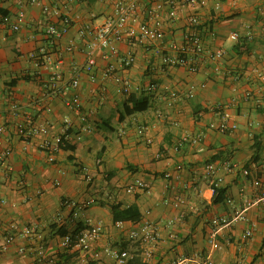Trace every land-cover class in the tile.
Segmentation results:
<instances>
[{
  "label": "crops",
  "instance_id": "0c3cea01",
  "mask_svg": "<svg viewBox=\"0 0 264 264\" xmlns=\"http://www.w3.org/2000/svg\"><path fill=\"white\" fill-rule=\"evenodd\" d=\"M120 1L126 0H0V153L11 151L0 170V264H38L41 254L55 264H113L107 248L138 255L142 264H264V185L255 188L242 174L249 170L264 181V0H208L204 7H177L175 20L169 18L170 0H163L157 15L151 0H137V22L162 29L164 40L120 43L114 56L97 51L91 81L81 69L93 33ZM193 14L200 17L205 48L196 74L163 65L171 43L184 42ZM64 17L71 20L67 34L49 38L48 26ZM233 33L237 41L230 40ZM219 49L224 57L212 61L209 55ZM129 55L135 62L125 67ZM111 65L128 82V93L105 75ZM172 92L180 98L170 100ZM74 94L79 111L66 107ZM130 95L148 109L121 117ZM225 119L236 129L219 131ZM29 123L46 127L48 136L25 143L18 127ZM58 137L74 152L59 149L51 162L42 144ZM197 137L196 145L184 141ZM227 161L238 170L227 173ZM208 163L217 167L219 188L231 203L213 204L204 178ZM136 181L147 188L127 193ZM112 205L138 207L141 220L122 222L126 232L145 221L157 229L150 261L144 263L140 243L121 241ZM236 212L246 219L236 221ZM215 218L228 222L216 236L219 249L208 242ZM88 221L103 228L92 247L98 261L60 247L63 233L84 230ZM247 231L252 237L245 239ZM9 236L14 241L4 249Z\"/></svg>",
  "mask_w": 264,
  "mask_h": 264
},
{
  "label": "built area",
  "instance_id": "2783aa9c",
  "mask_svg": "<svg viewBox=\"0 0 264 264\" xmlns=\"http://www.w3.org/2000/svg\"><path fill=\"white\" fill-rule=\"evenodd\" d=\"M40 0H33V2H38ZM208 0H170V12L169 18L171 20H175L177 17L176 8H186V7H195L200 6L204 7L207 4ZM151 3L154 7V12H160L163 9L164 1L163 0H151ZM47 12V9H44ZM137 10V0H126L120 1L117 4V10L115 15L112 18L107 19L97 27L93 33L92 41L90 43L89 50L87 52L86 63L81 69V72L87 73L91 79L94 80L93 70L96 66L95 53L100 50H106L110 55H117L118 49L117 45L120 43H126L129 46H149L155 42H161L165 38V33L162 29L151 27L144 23H138L135 18V13ZM5 22H8V19H4ZM201 25L200 17L197 14H193L188 17V28L186 29L183 35V43L178 45L175 43H171L170 49L172 54L165 55L163 57V65L167 67H179L186 69L191 74H196L198 72L199 64L202 62L203 53L205 51L202 37L199 33V27ZM71 26V20L68 17H64L61 19V24H50L47 28L46 34L51 39H60L62 38ZM19 27L17 25H13V30L17 31ZM231 41L238 40V34L233 33L229 36ZM225 53L223 50L219 49L212 52L209 55V58L212 61L221 60L224 57ZM32 57H36L32 55ZM135 62V58L132 55H129L124 61L123 64L125 67H130ZM116 69L113 65L109 66L106 70V76H113L116 84L120 86L121 91L124 93H128L129 84L123 78L115 75ZM59 76L56 75V78ZM264 82V78L262 79ZM70 87L72 90L77 91L79 88V79L76 76L70 83ZM155 87H151L149 90H154ZM170 100L176 101L180 98V96L172 92L170 94ZM188 98L193 97V92L190 91ZM260 104V103H258ZM66 107L73 111H79L81 107V102L79 96L74 94V96L66 102ZM227 117V116H226ZM225 117V118H226ZM236 127L234 125L230 126L227 120H223L219 126L218 130L221 132H227L230 130H235ZM3 132V130H1ZM48 129L46 127L34 126L29 123L27 126H19L18 134L21 139L28 143L33 138L39 136H48ZM64 139L61 137L55 138L54 143L51 144L49 141H45L42 144L44 149L49 150V154L51 155L50 161H53V155L59 150L60 144ZM190 144L196 145L199 143L200 138H193L190 141L184 140ZM11 154L10 150H3L0 153V170L6 167L7 160ZM223 168L227 173H232L238 170V165L232 162H225L223 164ZM262 173L264 174V165L260 167ZM177 170H182L181 166L177 167ZM242 174L245 177H250V183L255 188H261L264 185V181L259 178V176H252L249 170H242ZM204 178L209 182L212 194L214 195L215 190L218 189L222 184V178L217 175V167L213 163H208L205 166V175ZM147 185L142 181H136L131 184L127 189V193H133L136 189L145 190ZM227 203H231L228 200ZM66 206L71 208L77 207L82 210L83 206H80L74 202H65ZM234 219L237 221H244L246 218L243 216L241 212H236ZM228 225V222L224 219L215 218L212 221V230L208 235V242L214 249H219V245L216 242V236L221 227ZM116 228L121 233V241L132 242V243H140L142 250L141 256L143 258L144 263L150 261L154 255V249L156 244L159 241V233L154 225L145 221L138 229L131 230L126 232L123 227L122 222L116 223ZM25 235H32L33 229H25ZM103 234L102 225L93 221H88L86 224V228L79 233L76 237L72 235H65L62 237L60 241V247L63 249H75L80 251L86 256H91L94 260H100V253H92L93 245L99 241ZM252 237V231H247L244 234V238L248 239ZM14 241L13 236H9L5 239V247L10 245ZM18 253L23 255L25 253V249L21 248L18 250ZM104 254L108 255L113 259V264H126L127 261L131 258L128 251L126 250H118V249H105ZM182 262V261H181ZM38 264H55L54 259L45 257L41 254ZM211 264V263H208Z\"/></svg>",
  "mask_w": 264,
  "mask_h": 264
},
{
  "label": "trees",
  "instance_id": "16d2710c",
  "mask_svg": "<svg viewBox=\"0 0 264 264\" xmlns=\"http://www.w3.org/2000/svg\"><path fill=\"white\" fill-rule=\"evenodd\" d=\"M148 109V103L146 101H142L137 99L134 95H130L127 101V104L124 106V110L121 114V117L131 116L136 113L143 112ZM60 148L64 151L73 153L74 147H71L65 140L60 144ZM214 200L213 204H226L228 202L227 199V191L225 189H214ZM112 220L114 223L118 222H138L141 220V214L136 205H132L128 208L122 209L120 205H112L110 207ZM82 230H77L72 236L76 237ZM66 233H63L65 236ZM126 264H142L141 258L138 255L131 256V258L127 261Z\"/></svg>",
  "mask_w": 264,
  "mask_h": 264
}]
</instances>
